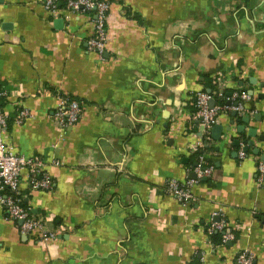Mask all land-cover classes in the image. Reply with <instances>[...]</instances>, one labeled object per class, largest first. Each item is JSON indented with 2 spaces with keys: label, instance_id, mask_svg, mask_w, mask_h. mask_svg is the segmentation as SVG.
Listing matches in <instances>:
<instances>
[{
  "label": "crops",
  "instance_id": "obj_1",
  "mask_svg": "<svg viewBox=\"0 0 264 264\" xmlns=\"http://www.w3.org/2000/svg\"><path fill=\"white\" fill-rule=\"evenodd\" d=\"M60 1L52 13L40 0H0L7 141L40 157L52 182L33 191L24 174L19 195L56 232L49 243L22 235L0 207V264H234L242 251L264 264V0H102L101 57L87 50L93 16ZM198 91L214 105L225 103L219 92L250 100L243 115L219 116L220 140L210 134L202 155L213 172L182 205L165 188L196 180ZM60 94L82 109L66 131L54 119ZM20 111L28 117L16 125ZM246 141L260 152L240 160ZM220 219L235 239L214 248L205 228Z\"/></svg>",
  "mask_w": 264,
  "mask_h": 264
},
{
  "label": "built area",
  "instance_id": "obj_2",
  "mask_svg": "<svg viewBox=\"0 0 264 264\" xmlns=\"http://www.w3.org/2000/svg\"><path fill=\"white\" fill-rule=\"evenodd\" d=\"M40 1L43 7L52 13L56 11L61 2L60 0ZM65 8L71 13L93 16V33L87 41V50L101 57L106 51L108 41L109 2L102 0H65ZM217 97L224 99L225 103L222 105L215 104L211 107L210 103L214 102V98L210 94L204 91H198L194 94L195 111L193 119L201 127V134L192 146L194 151L204 148L205 142L209 141L211 129L218 124L221 114L235 112L237 115H243L245 111L244 103L250 100V97L244 91H234L227 97L219 92ZM58 98L59 104L54 119L59 128L66 131L80 119L82 109L77 101H70L62 97ZM27 117L28 113L26 111H20L13 123L20 125ZM8 122L9 117L0 105V207L4 209L9 220L17 223L21 222L18 229L22 235H36L43 243L52 242L56 240V232L50 231L44 221L34 219L14 197V195L19 194L21 178L24 174L31 190L50 191L52 189V182L46 172L45 162L40 157H25L15 152L13 146L7 141ZM238 157L240 160H244L247 158V154L240 150ZM212 172V166L206 165L204 157L200 156L194 169L196 180H191L184 185H180L175 181H168L165 192L174 196L180 204L188 205L194 201L191 193L192 186L198 181L210 177ZM257 172L258 183L262 185L264 181V161L258 163ZM214 217L220 218L217 213ZM206 233L208 236L212 233L222 234L221 244L217 248L225 247L235 239L234 234L227 231L226 222L221 219L211 221ZM234 264H254L253 254L247 251L238 253Z\"/></svg>",
  "mask_w": 264,
  "mask_h": 264
},
{
  "label": "trees",
  "instance_id": "obj_3",
  "mask_svg": "<svg viewBox=\"0 0 264 264\" xmlns=\"http://www.w3.org/2000/svg\"><path fill=\"white\" fill-rule=\"evenodd\" d=\"M64 6H65V1L63 3H61V7H64ZM3 92H4V89L0 88V105H1ZM59 97H62L64 99L66 98V99H68L70 101H76L75 99L71 98L70 96H68L66 94H60ZM216 98H217V96H216ZM216 104L217 105H222V104H224V102H222V103L219 102L218 103L216 101ZM11 123H12L11 121L8 122V129H9V126H10ZM209 142H205L204 148L197 150V152L195 153V160L199 161V157L202 156L205 153V151H208V150L211 149V147H208ZM7 192H8V190H7ZM14 197L20 203V205L25 209V206H24L22 200L20 199V195L19 194L18 195H14ZM206 230H207V228H205V231ZM221 238H222V234L221 233H212L211 235H209L210 242H211V244L213 245L214 248H217V246H219L221 244Z\"/></svg>",
  "mask_w": 264,
  "mask_h": 264
},
{
  "label": "water",
  "instance_id": "obj_4",
  "mask_svg": "<svg viewBox=\"0 0 264 264\" xmlns=\"http://www.w3.org/2000/svg\"><path fill=\"white\" fill-rule=\"evenodd\" d=\"M210 106H211V107L214 106V102H213V101L210 103ZM231 115H232L233 117H236V116H237V114H236L235 112H231ZM249 120H250L249 118H243V119H242L243 123H246V124L249 123ZM222 131H223V129H222L221 126H219V125H215V126L211 129V136H212V139L217 140V141L220 140V137H221V135H222ZM238 132L241 133V134H243V133H244V127H243V126H240L239 129H238ZM255 135H256V130H255V129H251L250 131H248V137H249V138H254ZM239 145H240V143H239ZM244 145H246V146H245L242 150H243L245 153L248 152L249 148H254V142H253V141H246V142H244ZM259 152H260L259 149L254 148V150H253V154H254V155L258 156V155H259ZM263 161H264V160H263ZM194 178H195V176H193L191 179H194ZM18 224L20 225L21 222H18ZM229 245H230V243H229Z\"/></svg>",
  "mask_w": 264,
  "mask_h": 264
}]
</instances>
